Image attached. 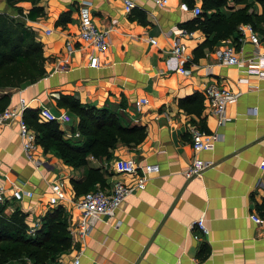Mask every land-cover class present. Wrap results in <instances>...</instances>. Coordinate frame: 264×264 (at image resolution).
I'll return each mask as SVG.
<instances>
[{
	"label": "crops",
	"instance_id": "obj_1",
	"mask_svg": "<svg viewBox=\"0 0 264 264\" xmlns=\"http://www.w3.org/2000/svg\"><path fill=\"white\" fill-rule=\"evenodd\" d=\"M79 1L20 0L16 3L21 8L18 12L0 0V12L21 14L24 25L42 43L46 70L34 82L0 88V95L10 96L5 108L18 111L17 117L0 122V187L5 195L17 186L33 192L31 197L9 201L5 213L18 207L26 212L28 226L39 221L50 207V185L60 180L66 195L62 205L75 224L80 212L72 199L80 194L74 193L70 179H83L89 167H98L104 172V183L96 182L93 188H109L116 180L134 185L135 176L120 171V161L132 157L153 165L144 188H134L111 219H90L89 233L79 236L69 232L71 245L58 254L55 263L79 257L78 264H134L137 260V264H264V222L256 223L249 217L252 212L262 216L255 203L264 197V169L259 165L264 161V75L223 63L215 52L232 44L247 63V58L264 53V32L252 30L258 38L254 44L248 29H238L244 24L239 23L231 36L195 56L193 49L205 35L183 25L195 16L180 9L179 3L188 4L186 0H166L162 5L155 0H132L128 12L123 0H89L94 23L108 30L106 49L94 51L98 64L92 67L89 55L93 47L78 33ZM250 1L259 13L260 4ZM195 4L201 7V0H193L191 6ZM36 6L40 12H35ZM239 6L228 0L221 11L229 15ZM62 11H68V20H58ZM176 27L190 32L182 39L184 50L178 58L170 50ZM66 42L71 44L70 53ZM64 61L68 67L60 70ZM179 66L187 71L178 70ZM212 82L237 92L220 116L208 112L203 93L198 115L178 105L179 98L202 92ZM60 93L71 94L82 104L116 111L123 124L143 126L144 138L133 146H114L109 157L88 153L87 163L77 167L65 163L54 148L44 150L36 142L29 159L22 148L18 116L22 118L25 107L46 106L53 113L69 111L56 105ZM141 97L147 102L137 108L135 100ZM57 123L62 137L72 144L81 146L86 141L80 133L75 136L78 129L73 114L71 121ZM187 123L215 133L212 147L195 153ZM194 156L209 165L200 176L188 179L184 170ZM200 215L206 234L191 227Z\"/></svg>",
	"mask_w": 264,
	"mask_h": 264
},
{
	"label": "trees",
	"instance_id": "obj_2",
	"mask_svg": "<svg viewBox=\"0 0 264 264\" xmlns=\"http://www.w3.org/2000/svg\"><path fill=\"white\" fill-rule=\"evenodd\" d=\"M18 1L6 0V4L21 12V8L16 6ZM28 1L34 3L37 0ZM186 1L190 6L193 4V0ZM232 1L240 6L225 15L221 7L228 0H201V12L184 22L188 30L199 29L205 35L203 41L193 49L195 56L202 55L205 48L211 49L217 40L231 36L239 23L249 24L252 30L264 32V0H255L261 6L259 13L253 10V2L250 0ZM34 10L41 11L39 6L34 7ZM28 14L33 16L31 10ZM20 16L0 12V88L18 87L24 81L34 82L46 72L42 43L24 25ZM68 19V11H62L58 16V20ZM9 101L8 93L0 95V112ZM202 101V92L193 91L179 98L178 105L184 111L198 115ZM56 105L67 108L75 116L76 127L86 139L83 145H75L64 139L57 121L39 120L38 109L25 107L21 113L22 120L34 130L37 144L44 150L54 148L58 156L73 167L86 164L88 153L109 157L110 149L114 146H133L145 136L143 126L123 124L116 111L82 104L71 94L60 93ZM199 125L204 127L201 121ZM96 182L100 185L104 183V172L98 167H89L83 179H70L77 195L92 189ZM5 207L6 204H0V263L25 255L31 259L32 264H55L58 254L70 247L68 218L62 205L49 207L40 217V225L33 233L27 231L26 212L15 207L11 213L6 214ZM255 208L264 216V197L260 203H255Z\"/></svg>",
	"mask_w": 264,
	"mask_h": 264
},
{
	"label": "built area",
	"instance_id": "obj_3",
	"mask_svg": "<svg viewBox=\"0 0 264 264\" xmlns=\"http://www.w3.org/2000/svg\"><path fill=\"white\" fill-rule=\"evenodd\" d=\"M158 4L162 5L166 0H155ZM124 10L129 11L132 6V0H123ZM180 9L190 12L193 15H197L201 12L199 4L189 6L186 2L182 1L179 3ZM78 12V33L82 40L88 42L93 47V52L89 55V65L94 67L98 64V55L94 51L100 53L106 49L108 44V30L99 28L92 19L91 2L89 0H80L77 5ZM238 29L243 31L248 29L250 32V40L252 43L257 44L258 38L252 31L249 24H241ZM50 32V30H47ZM174 37L171 43V54L173 57L178 58L182 55L184 50V42L182 39L190 34V32L184 27H176L174 30ZM151 42H155L153 38H150ZM72 50L70 42H66V51L70 53ZM216 55L220 61L229 65L245 66L247 72L258 73L264 75V53L259 54L255 57L247 58V63H244L243 58H240L235 51L232 44H225L215 49ZM68 62L64 61L60 70L67 69ZM182 72H186L183 66L177 68ZM243 79V78H242ZM204 97L207 99L208 112L212 114L221 115L225 109L227 103L233 102L237 97V92H233L231 89L218 85L214 82L209 83L204 87L202 91ZM147 102L146 98L141 97L135 100V106L140 108ZM23 106V101L21 100ZM22 108V107H21ZM18 111L15 109L5 108L0 113L2 120H10L17 117ZM39 120H55L59 123H67L72 119V113L69 111H63L60 113H53L46 106H42L37 112ZM18 130L22 142V148L29 159H32L31 149L35 145V133L28 127V125L18 116ZM187 131L191 137V145L193 151L208 149L212 147L213 142L216 139L215 133H208L201 129L195 123H187ZM75 136H79V131H75ZM35 164H38L35 161ZM209 165L208 162L203 161L196 156L193 157L189 165L184 170V176L188 179H193L201 175L203 170ZM260 168L264 169V161H260ZM153 165L150 163L141 164L134 158L128 157L120 161V171L135 176V183L131 185L127 181L116 180L109 188H101L97 186L92 188L79 196L72 199V205L77 208L80 212L79 220L73 224L68 219V230L70 233H77L79 236H83L90 231L91 223L90 219H111L114 216L116 208L120 205L122 200L134 189H142L145 186L147 176L152 171ZM140 170V173L138 172ZM50 194L48 195L47 202L50 207L58 204L62 205L65 199V192L62 187L60 180L53 182L50 185ZM33 192L29 189L21 188L17 186L12 188L9 195H5V189L0 187V204H7L9 201H19L26 197H31ZM63 206V205H62ZM249 217L256 223H263L264 217L257 213H250ZM40 225L39 221H35L33 224L28 226V232L33 233ZM198 227L204 234L208 232V229L204 223L203 215H200L194 220L191 227ZM194 237H198L194 234ZM79 257L72 259L70 262H65L58 259L55 264H78ZM174 264H180L176 261Z\"/></svg>",
	"mask_w": 264,
	"mask_h": 264
},
{
	"label": "rangeland",
	"instance_id": "obj_4",
	"mask_svg": "<svg viewBox=\"0 0 264 264\" xmlns=\"http://www.w3.org/2000/svg\"><path fill=\"white\" fill-rule=\"evenodd\" d=\"M0 264H2V263H0ZM3 264H32V261L27 256L22 255V256H20V258H16V259L10 260V261L5 262Z\"/></svg>",
	"mask_w": 264,
	"mask_h": 264
},
{
	"label": "water",
	"instance_id": "obj_5",
	"mask_svg": "<svg viewBox=\"0 0 264 264\" xmlns=\"http://www.w3.org/2000/svg\"><path fill=\"white\" fill-rule=\"evenodd\" d=\"M1 121H4V120H2V119L0 118V122H1ZM144 250H145V249H143V251L141 252V255L143 254ZM137 263H138V260H137L134 264H137Z\"/></svg>",
	"mask_w": 264,
	"mask_h": 264
}]
</instances>
